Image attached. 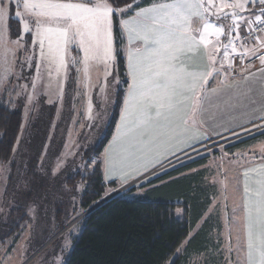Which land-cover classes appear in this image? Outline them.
<instances>
[{
	"label": "snow or ice",
	"instance_id": "snow-or-ice-1",
	"mask_svg": "<svg viewBox=\"0 0 264 264\" xmlns=\"http://www.w3.org/2000/svg\"><path fill=\"white\" fill-rule=\"evenodd\" d=\"M121 2L16 0L15 5H10L8 0H0V91L8 94L11 106L15 107L13 93L16 97L25 96L29 104L41 93L63 99L69 81L74 85L69 87V95H80L81 89L91 87L90 73L96 67L103 68L106 81L112 75L111 66L117 62L113 17L128 16L119 23L128 38L127 71L131 82L114 145L106 150L101 161L109 178L116 174L126 183L132 173L139 176L141 168L147 171L149 164L153 169L162 164L167 155L175 154L173 148L180 151L182 144L191 147L189 140L197 143L206 139L205 104L211 103L212 96L223 95L221 103L228 110H234L241 98L248 99L251 107L242 115L251 116L250 123L262 121L253 123V127L264 134V115H257L264 113V0H158L139 10L138 5L120 7ZM13 8H22L23 15L21 11L13 12ZM12 15L21 23L16 39H12L9 23ZM194 21L198 27H193ZM26 34L32 36L30 47L23 42ZM73 46L79 56L71 55ZM201 50L207 61L205 68L192 62ZM18 53L23 54L19 64ZM236 57H256L261 65L260 77L236 80ZM25 67H34V72L24 76ZM217 77L223 79L210 87L209 80ZM21 79L26 82L19 83ZM113 81L118 83L115 77ZM99 92L104 104L109 103L108 87H100ZM252 96L259 99L253 100ZM87 112L89 119L104 118L103 106L93 116L91 98L87 100ZM88 165L96 166L91 157L78 167ZM64 166L65 162L58 159L48 175L58 178ZM242 177L240 203L232 210L227 245L206 249L204 264H210L216 254L224 264H264V145L260 162L245 168ZM240 183L237 180V185ZM21 184L23 193H31L30 181ZM89 187L88 176L71 189L62 184L70 194L73 209L78 206L76 196L81 192L87 195ZM32 203L40 206L36 200ZM70 219L74 218L68 214L66 222ZM233 232L235 245L231 243ZM71 246L72 241L66 236L62 250Z\"/></svg>",
	"mask_w": 264,
	"mask_h": 264
},
{
	"label": "rangeland",
	"instance_id": "rangeland-1",
	"mask_svg": "<svg viewBox=\"0 0 264 264\" xmlns=\"http://www.w3.org/2000/svg\"><path fill=\"white\" fill-rule=\"evenodd\" d=\"M8 2L10 5H15L16 0H8ZM12 10L13 12L21 11L23 15L22 8H13ZM9 23L13 28L12 39H16V34L21 28V23L17 22L15 15L11 16ZM114 30L113 19V33L115 37ZM115 41V46L117 48L116 59H118L119 47L116 37ZM23 42L26 47H30L32 36L26 34ZM128 47L129 44H123V46L120 47L125 61L127 60L126 53ZM18 55L20 59L17 63L19 64V62L23 60V54L18 53ZM71 55H80V52L75 46L72 47ZM110 71L112 75H109L105 81L103 68H93L90 73L91 87L81 89L80 95H76L75 92H73L71 96L69 95V87H74L72 82L69 81V85L65 88L63 99H57L54 94L48 96L41 93L33 103L29 104L25 96L16 97L15 93H13L11 100L12 103L15 104V107H12L11 103H9L8 94L0 91V103L10 109L20 110L24 120L11 160L9 162H0V209H3V211H0V264L67 263L68 257L74 246V241L78 238L83 228L84 216L87 211L83 210L80 206V199L83 192L76 196L75 203L78 206L73 209L70 194L62 188V184H65L69 189L76 186L77 183L81 181L80 178L89 174L95 168L92 165H88L86 168L78 166L88 161L89 157L95 161L96 165L98 160L102 161L106 150L114 145V138L120 126L119 119V123H117L118 126L116 127L114 136L108 147L101 155L95 156L93 153V149L105 134L115 104L116 92L119 87L123 86V79L119 74L117 62L115 65L111 66ZM33 72L34 67L32 69L27 67L23 69L24 76H29ZM71 75L74 77L76 74L73 71ZM113 77L116 78L118 83L113 81ZM127 78L129 82H131L130 77L128 76ZM13 82H16L14 78ZM25 82L24 79L19 81L21 84ZM102 86L108 87L110 102L106 105L99 92V88ZM84 92H86L87 95H84ZM88 98H91L93 102L92 114L94 117L97 111H99L102 106L104 107V112L102 113L104 117L103 120L89 119L87 112ZM49 100L52 102L49 103ZM122 110L123 106L120 111V118ZM247 129L257 132L253 126ZM251 133L252 132L246 133L244 130H241L226 135L219 139L215 145L211 144L210 147H208V144L200 146L192 151L194 154H192V152L183 154L174 159H178L176 163L172 161L174 162L172 165L158 171L156 174L142 179L140 177L146 172L143 168H141L139 176H137L136 173H132L133 179L130 178L126 183L116 174H112L111 178L106 174V178L114 179L116 185L107 186L103 198L98 203L110 196L122 195L128 198L142 196L148 186H158L161 184H152L150 183L152 180L159 178L166 172L191 160L207 154L215 155L223 146L237 142V140L239 141L243 136ZM241 134L245 135L242 136ZM181 153L182 152L176 155H180ZM33 158H37L38 161L36 165L31 166L29 160ZM58 159L65 162L64 171H62L58 178L53 179L48 175V170L55 167ZM14 166L16 168H14ZM152 167L153 166L149 167L148 170ZM102 168L104 169V164ZM5 169H7V171H5ZM26 169L30 170L33 179H35L31 187L34 194L31 200L26 197L28 193L25 194L21 191L22 181L31 182V179L28 180L26 176ZM13 175H15L14 178H16V183L11 185L13 182ZM69 177H77L74 186H69L67 184L66 179ZM207 192L208 190L203 188L202 191L199 192L202 199L206 200ZM221 197V201L220 195L214 200L212 198L214 203L212 201L207 209L205 207L206 211L202 218V223L197 224L189 235L193 236L201 227L206 229L205 237L207 239V245L205 250H214L217 247L223 248L227 245L226 237L229 235V225L227 222L228 212L224 211L223 207L227 204V195L224 190ZM34 200L38 201L39 207L33 205L32 201ZM21 208H23L24 211L20 210ZM58 210L62 211L60 216L63 223L66 222V216L68 214L74 219H70L69 222H66L63 230L56 233ZM175 214L183 216L185 214V208L176 207ZM207 219L209 226H204L203 224H205ZM66 236L72 241V246L62 250V243ZM233 242L234 240L232 239L231 243L233 244ZM182 245L178 248L180 250L176 251L169 264H171L176 257L185 254L186 241ZM205 250L190 253L187 264H204L203 256ZM233 259H235V253H233ZM210 264H224V262L222 257L216 254L212 256Z\"/></svg>",
	"mask_w": 264,
	"mask_h": 264
},
{
	"label": "trees",
	"instance_id": "trees-1",
	"mask_svg": "<svg viewBox=\"0 0 264 264\" xmlns=\"http://www.w3.org/2000/svg\"><path fill=\"white\" fill-rule=\"evenodd\" d=\"M135 1L122 0L120 7ZM144 1L149 3L151 0ZM113 19L119 47L117 66L123 79V86L116 92L115 104L105 134L93 149L95 156L103 153L114 134L129 84L126 61L120 50L124 40L118 17L114 16ZM23 122V114L20 110L10 109L0 103V162L11 160ZM263 135L261 131L254 132L253 135L233 143V146ZM208 157L209 154L181 164L152 180L150 183L155 184L171 179L153 187L142 196L136 198L113 196L87 213L84 216L83 228L74 241L66 264H165V262L169 264L177 249L188 239L185 254L173 260L175 264H187L189 254L203 251L207 241L205 232L197 233L189 239L191 231L201 218L204 205L199 201L201 199L199 192L202 188L196 191L191 180L175 177L189 168L203 164ZM37 161V158H33L29 163L32 166L36 165ZM102 167L103 163L98 160L94 170L84 175L90 178V187L88 194L83 193L80 199L83 210L88 211L95 206L103 198L107 186L116 185V182L106 183ZM26 176L28 180L31 179L32 187L35 179L29 169H26ZM12 177L11 185L16 183L15 175ZM83 177L80 179L82 180ZM76 178L69 177L66 179L67 184L74 186ZM33 195L31 191L26 197L31 200ZM176 207L185 208V214L176 215ZM20 210L24 211L23 208ZM61 214L62 211L58 210L56 233L63 230L66 225V222L63 223L61 220Z\"/></svg>",
	"mask_w": 264,
	"mask_h": 264
},
{
	"label": "crops",
	"instance_id": "crops-1",
	"mask_svg": "<svg viewBox=\"0 0 264 264\" xmlns=\"http://www.w3.org/2000/svg\"><path fill=\"white\" fill-rule=\"evenodd\" d=\"M158 0H151L149 3H147L144 0H136L135 2L129 4V5H138L137 10L142 7H149L152 3H156ZM127 6V5H126ZM124 7V6H123ZM134 14V13H132ZM128 16L124 17H118V20L121 19H127ZM120 26V23H119ZM199 25L194 22L193 27H198ZM121 29V28H120ZM244 31V29H242ZM242 31V32H243ZM122 36L124 40V44H128V38L126 32L122 31ZM125 35V36H124ZM211 39H215V37H210ZM223 39V38H222ZM226 42V41H224ZM238 50L242 51V49ZM194 66H197L199 68H205L207 65L206 58L203 55V50H201V55L196 56L192 60ZM255 65V67H253ZM227 67V66H225ZM261 67L259 60L255 62H251L247 65L246 69H248V72H239L235 75L236 80H243L245 76L249 78V80H252L253 78L258 79L260 77V73L258 69ZM126 70H127V60H126ZM231 71V69H229ZM251 74V75H250ZM128 76V71H127ZM223 79V77H217L216 80L210 79L209 80V86L215 87L218 80ZM130 83V82H129ZM129 85V84H128ZM126 97V94H125ZM124 97V98H125ZM225 99L223 95H221L219 98L217 96L211 97V103L205 104V108L208 109L207 113L205 114L206 124L203 127V133L207 134L206 139H200L197 143H192L191 140L188 141V143L191 144V147H185L183 144L180 145L181 149L180 151H177L175 148H173L174 155L183 152L185 150H189L192 148H195L196 146L202 145L204 142L222 136L226 134H230L231 132L241 130L242 128H245L249 126L251 123L249 122L252 117L248 115H242L243 112H247L249 108L251 107L250 102L248 99L241 98L240 104L234 109V110H228L225 109L221 101ZM253 100H258V96H252ZM235 104V101H233ZM220 104V107L217 108L216 105ZM257 115H264V113H257ZM120 120V116H119ZM258 121L254 120L253 122ZM119 123V122H117ZM118 124L116 125V127ZM116 130V128H115ZM115 133V131H114ZM253 133L243 136L242 138H247V136L253 135ZM114 136V134H113ZM112 136V137H113ZM112 137L110 141L112 140ZM241 138V139H242ZM110 141L107 143L104 150L108 147L110 144ZM238 142V140H237ZM235 143V142H234ZM264 145V135L260 137H256L254 139H251L249 141H246L242 144H237L233 146V143L227 144L223 146L221 150L216 152L214 155H209V157L206 159V161L198 166L192 167L187 169L186 171H183L182 173L178 174L175 178H182L187 180H191L193 183V186L196 187V191L198 188H203L205 190H208L206 195V200L199 199L200 203L203 204L202 208V214L201 218L199 219L197 224L202 223V218L205 214V207L207 209L208 205L212 203V201L215 198H218L220 195V201H221V194L224 192L227 195V204L224 207V211L228 212L227 215V222L228 225L230 224L232 220V210L234 208L235 204L240 203V193L242 192V173L243 170L250 166H255L260 162V149L261 146ZM103 150V152H104ZM174 155H167V159ZM166 159V160H167ZM165 161V160H164ZM163 161V162H164ZM152 164L148 165V168L151 167ZM143 172V171H142ZM208 172V173H207ZM103 176L104 179L107 182H115L114 179H107L106 178V172L105 167L103 169ZM135 178V177H134ZM225 178H227L225 180ZM133 179V178H132ZM197 179V180H196ZM171 180V179H169ZM169 180H166L164 182H161V184L168 182ZM237 180H240L241 183L237 185ZM159 184V185H161ZM158 185V186H159ZM155 186H148L144 194L152 189ZM143 194V195H144ZM193 196V193H192ZM139 197V196H138ZM213 198V200H212ZM214 203V201H213ZM220 213V212H219ZM210 221V220H209ZM211 222V221H210ZM204 223V222H203ZM196 224V226H197ZM204 226H209L208 219L203 224ZM195 226V227H196ZM194 227V228H195ZM229 227V226H228ZM203 230V231H202ZM203 232L206 233V229L202 228L195 232V234H199ZM194 234V235H195ZM205 235V234H204ZM241 237H243V232L240 233ZM234 236V237H233ZM192 236H189V239ZM232 239L234 240L233 244L235 245V237L236 233H232ZM188 239L186 240L187 243ZM207 242L205 243L204 247H206ZM205 250V249H204Z\"/></svg>",
	"mask_w": 264,
	"mask_h": 264
},
{
	"label": "built area",
	"instance_id": "built-area-1",
	"mask_svg": "<svg viewBox=\"0 0 264 264\" xmlns=\"http://www.w3.org/2000/svg\"><path fill=\"white\" fill-rule=\"evenodd\" d=\"M257 60H258V59H257L256 57H252V58L249 59V60H248V59H242V58H240V57H236V58H235V65H236V67H235V69H234V71H235V75L238 74L239 72H241V68H246L248 64H250L251 62H255V61H257ZM231 71H233V70L231 69ZM253 123H255V124H260V123H262V121L258 120V121H255V122H253ZM253 123H251L249 126H247V127H245V128H242L241 130H243V129H247L248 127L253 126ZM241 130H237V131H241ZM255 130H257V129H255ZM237 131L231 132L230 134L235 133V132H237ZM257 131H258V130H257ZM251 132L253 133L254 131H251ZM226 135H229V134H226ZM226 135H222V136H219V137H216V138L210 139V140L204 142L202 145H199V146H196L195 148H192V149H189V150H185V151H183L180 155H174V156L170 157L169 159L165 160L164 162H162V164H158V165H156V167H155L154 169H153V167H152L150 170H147V171L144 173V175L141 176V177L145 178V177L151 176V175H153V174H156L158 171H160V170H162V169H164V168H166V167L172 165L174 162L176 163V162L178 161V159H177V160H174V159L178 158L179 156H181V155H183V154L190 153V152L194 151L196 148H198V147H200V146H203V145L208 144V147H210L211 144L215 145V143H217V141H218L219 139L225 137ZM241 135L243 136V135H245V134H241ZM196 152H197V151H196ZM192 154H194V152H192ZM172 161H174V162H172ZM141 179H142V178H141ZM139 180H140V179H139Z\"/></svg>",
	"mask_w": 264,
	"mask_h": 264
},
{
	"label": "water",
	"instance_id": "water-1",
	"mask_svg": "<svg viewBox=\"0 0 264 264\" xmlns=\"http://www.w3.org/2000/svg\"><path fill=\"white\" fill-rule=\"evenodd\" d=\"M112 196L108 197L107 199L101 201L100 203H98L97 205L93 206L90 210L87 211V213H89L90 211H92L94 208L98 207L99 205H101L102 203H104L105 201L109 200ZM86 213V214H87ZM85 214V215H86Z\"/></svg>",
	"mask_w": 264,
	"mask_h": 264
},
{
	"label": "bare ground",
	"instance_id": "bare-ground-1",
	"mask_svg": "<svg viewBox=\"0 0 264 264\" xmlns=\"http://www.w3.org/2000/svg\"><path fill=\"white\" fill-rule=\"evenodd\" d=\"M140 178H143V177H140ZM136 182V181H135Z\"/></svg>",
	"mask_w": 264,
	"mask_h": 264
}]
</instances>
